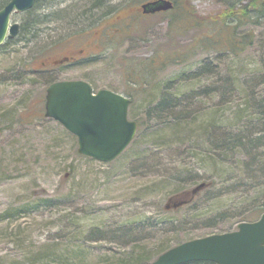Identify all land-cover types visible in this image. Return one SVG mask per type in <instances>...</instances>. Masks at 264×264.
I'll use <instances>...</instances> for the list:
<instances>
[{
    "label": "rangeland",
    "instance_id": "rangeland-1",
    "mask_svg": "<svg viewBox=\"0 0 264 264\" xmlns=\"http://www.w3.org/2000/svg\"><path fill=\"white\" fill-rule=\"evenodd\" d=\"M145 1L42 0L31 12L13 13L12 20L20 25L35 16L41 24L0 46V264H125L127 259L113 257L124 253L117 230L136 212L141 215L135 223L142 218L148 229L130 237L142 238L136 246L145 256L162 245L236 230V215L258 206L253 192L249 198L239 190L227 192L237 180L254 181L248 179L252 174L244 161L251 158L246 149L224 152L221 167L206 170L190 148L201 158L209 147H221L223 136L244 142L245 129L236 123L235 113L249 99L255 79H264V47L254 44L238 57L194 49L183 62L148 75L143 84H129L126 60L141 62L156 53L186 50L200 33L190 28L172 37V24L184 16L172 11L143 15L140 5ZM189 1L200 16H209L230 0ZM177 2L183 7L188 0ZM240 29L264 37V20L261 26L248 22ZM64 55L79 60L48 65L49 59ZM39 70H47L46 75ZM227 73L238 88L236 99L225 103ZM64 79H83L94 91L105 88L135 98L129 118L141 120L142 129L138 126L115 160L84 157L77 137L45 116L47 87ZM181 79L185 81L178 84ZM166 88L179 96L182 120L176 112L166 121L156 117L155 104ZM188 170L216 174V180L219 176L189 203L188 190L175 179L186 177ZM167 202L174 207L170 213L177 230L157 232L152 225Z\"/></svg>",
    "mask_w": 264,
    "mask_h": 264
},
{
    "label": "trees",
    "instance_id": "trees-1",
    "mask_svg": "<svg viewBox=\"0 0 264 264\" xmlns=\"http://www.w3.org/2000/svg\"><path fill=\"white\" fill-rule=\"evenodd\" d=\"M9 0H0V9L8 2ZM42 0H36L35 6L41 3ZM94 1V0H92ZM97 3L103 2L104 0H95ZM175 2V8L172 12L183 15L184 18L182 19L181 23H174L171 26V31L173 36H177V34L183 29H190L196 28L200 30V33L193 41L192 46H189L186 50H174L172 53H156L150 57L143 58L141 62H134L131 60H126L124 62L125 69H126V81L129 84H143L144 81L147 79L148 75L152 76L157 73V71H161L165 69L168 64L172 63H180L184 61V57L187 58L190 56L191 51L195 49L205 48L210 50H216L220 54H231L233 56H240L243 54L244 51L248 50L251 46L258 43L260 49L264 47V37L262 33L259 35L255 32V30H248L247 32H243L240 28L246 23H252L254 26H261L262 21L264 20V0H249L248 4L237 6L238 4L235 2L231 3V0L226 5V8L223 9L220 13L215 15L209 16H200L195 7L191 4L188 0L186 5L178 6L177 0H173ZM34 6V7H35ZM33 7V8H34ZM238 7V8H237ZM32 8V9H33ZM28 10L31 12V10ZM256 11L257 14H249L251 10ZM233 18V20H232ZM39 17L35 16L34 20H30L25 24L20 26V33L27 34L28 30L30 29H37V25L41 24L39 22ZM233 21V22H231ZM31 31V30H30ZM119 31L115 35H118ZM19 35V34H18ZM128 34L121 35V37H125ZM114 37V36H113ZM115 38V37H114ZM256 38H258V42H256ZM10 39L9 41H11ZM264 56L261 57L260 62L263 64ZM38 74L46 75L44 70L36 71ZM262 78L255 79V81L251 84L250 91L247 93L249 99L244 102V106L242 108H237L239 110L247 109L248 107L255 104L254 107L257 109L255 113V117L257 118L258 123L255 127L251 125L242 126V129H245L243 132L246 137H242V140L236 141V138L229 139L226 136L222 137V145L221 147H209L207 149L205 156L198 158V153L194 152V148L191 147V153L195 155L196 159L201 163L202 168H218L221 167L220 165L223 162V155L224 152H232L236 149V147H241L248 151V155L251 158L250 161H244L246 165V170L250 171V173L256 176H248V179H252L254 181H245V180H237L232 188H228L227 192L239 190L242 194L241 197H251L252 192L255 193L256 202L258 206L254 208V204L248 209H244V212H241L239 215H236L238 218V224L242 221H253L256 220L264 211V196L262 197L261 194L264 195V181L260 178L262 177L261 173L264 172V86ZM185 81V79H181L178 81V84ZM225 83L229 85V90L226 96V102H231L236 99L237 95V81L234 76L227 73L224 78ZM54 82V81H52ZM50 82V84L52 83ZM190 100L193 103V98L191 96ZM135 101V98H132V102ZM156 105V117H158L161 121H166L170 117V113L176 112V118L182 120V105L180 104L179 96L176 94H172L171 88H166L165 92L162 94L160 99L157 101ZM180 109L181 111H179ZM263 109V110H262ZM237 119L241 117L240 112L235 113ZM251 115V116H252ZM138 126L140 130L142 129L143 122L141 120H137ZM212 125L205 127L206 130ZM237 144V145H236ZM86 157V156H84ZM91 159L89 157H86ZM193 171V169L191 170ZM260 173V176L259 174ZM216 175V174H215ZM215 175H208L203 174L202 176L197 172H190L187 171V176L184 178H177V182L185 185L182 190H191L194 186L198 185L199 183H205V187L211 186L213 183L215 184L219 179L217 176V180ZM264 177V174H263ZM201 181H198L200 180ZM256 178V179H254ZM226 179L224 182L228 181ZM203 188V189H204ZM184 193V192H182ZM186 193V192H185ZM200 192H197L194 197H196ZM188 200V203L193 201V198ZM175 199V198H174ZM170 202L174 203L172 198ZM171 203H166L163 206V212L159 214L158 218L153 223L152 227L157 232H170L177 230L176 223H173V216L170 213V210L174 207L169 208L168 205ZM176 204V203H175ZM172 205V204H171ZM254 206V207H253ZM176 207V206H175ZM174 209H172L173 211ZM170 213V214H169ZM143 214V213H142ZM140 214L134 213L133 215L129 216V218L123 222L122 228L117 230L120 233L118 239L124 240L123 242L119 243V248H123L124 253L123 256H119L118 253H115L113 257H119L120 259H127L125 264H146L153 259H155L159 254L166 251L167 249L171 248V245H162L159 247L153 255H140V251L137 248L136 244L140 243L142 238L137 237L131 238L134 233L137 232H144L148 228H146V222L143 223L142 218L139 223H135L136 219ZM145 219L150 220L151 217H147ZM179 222V221H178ZM180 224V223H178ZM181 227V225H180ZM179 228V227H178ZM180 229V228H179ZM192 239V238H191ZM117 240V239H116ZM184 264H215L210 261H191Z\"/></svg>",
    "mask_w": 264,
    "mask_h": 264
},
{
    "label": "water",
    "instance_id": "water-1",
    "mask_svg": "<svg viewBox=\"0 0 264 264\" xmlns=\"http://www.w3.org/2000/svg\"><path fill=\"white\" fill-rule=\"evenodd\" d=\"M36 0H9L0 9V45L20 32L12 13L24 12ZM172 0H149L141 4L144 14L168 11ZM131 99L110 89L93 88L83 79L60 80L46 93L45 116L60 122L78 138V152L96 160L116 159L133 140L137 122L130 120ZM200 183L185 198L201 190ZM216 264H264V212L255 221H243L234 231L191 239L169 248L146 264H183L191 261Z\"/></svg>",
    "mask_w": 264,
    "mask_h": 264
},
{
    "label": "bare ground",
    "instance_id": "bare-ground-1",
    "mask_svg": "<svg viewBox=\"0 0 264 264\" xmlns=\"http://www.w3.org/2000/svg\"><path fill=\"white\" fill-rule=\"evenodd\" d=\"M35 6V5H34ZM33 6V7H34ZM32 7V8H33ZM31 8V9H32ZM30 10V9H29ZM255 104H257V102L256 103H254L253 102V105L252 106H250V107H248L247 109H242V110H239V112H240V115H241V117H239L238 119H237V124L239 125V124H241L240 126H245V125H251L252 127L254 126L255 127V125L258 123V121L259 120H257V118L255 117V114L254 115H252L253 113H255L256 111H257V109H255L256 107L254 106ZM255 107V108H254ZM263 110V109H262ZM252 115V116H251ZM235 138V137H234ZM236 140H239V138L237 137L236 138ZM177 178V177H176Z\"/></svg>",
    "mask_w": 264,
    "mask_h": 264
},
{
    "label": "flooded vegetation",
    "instance_id": "flooded-vegetation-1",
    "mask_svg": "<svg viewBox=\"0 0 264 264\" xmlns=\"http://www.w3.org/2000/svg\"><path fill=\"white\" fill-rule=\"evenodd\" d=\"M73 51H76V49L72 50ZM82 51V50H81ZM71 53V52H69ZM79 58L76 57L75 55L73 56H68V55H64V56H61L60 58H53V59H49L48 62H49V66H54V65H61L63 63H65L66 61L68 62H75L77 61Z\"/></svg>",
    "mask_w": 264,
    "mask_h": 264
}]
</instances>
